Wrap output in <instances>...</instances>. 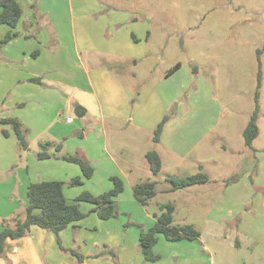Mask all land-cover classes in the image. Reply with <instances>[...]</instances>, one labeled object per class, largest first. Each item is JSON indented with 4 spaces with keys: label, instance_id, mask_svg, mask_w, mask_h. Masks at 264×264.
Instances as JSON below:
<instances>
[{
    "label": "crops",
    "instance_id": "1",
    "mask_svg": "<svg viewBox=\"0 0 264 264\" xmlns=\"http://www.w3.org/2000/svg\"><path fill=\"white\" fill-rule=\"evenodd\" d=\"M17 1L23 8L22 18L14 29L19 34L3 48L4 56L13 69L7 75L19 91V97L10 100L9 107L17 100L56 107L51 123L41 129L36 130L35 125L24 119L23 123L36 132L29 139L26 163L21 166L22 169L28 171L32 163L34 177L30 176L29 179L36 178L37 181L80 177L76 163L56 157L39 159V149L34 150L32 146L34 141H38L41 150L43 143L51 142L48 151L53 154L56 153L55 145L62 142L63 149L59 154H76L93 165L94 175L85 180L101 173L105 189L112 188V176L124 181V191L116 198L118 209L124 220L130 218L136 227L132 235L129 229L123 230L118 238L117 231L110 232L108 239L94 242L97 248H71L84 255L82 261L73 255L69 258L63 256L59 248L54 247L51 232L31 228L28 235L8 240L6 252L0 256V264H216L213 249L204 243L202 237L169 241L166 238L163 240L160 234L153 247L160 258L156 261L145 260L140 247V233L155 223L156 214L160 213V206L164 203L159 204V209L150 210L159 190L147 206L135 198L133 191L135 184L144 181L142 172L148 176L146 181L154 180L157 186L160 173L165 174L166 181L168 176H186L200 169L209 175L206 184L176 191H167L170 186L160 190L169 194L178 191L192 193L201 189L197 187L212 182L218 184L225 179L221 172L212 175L219 168L221 157L218 162L213 155L207 157V150L211 146L204 144L207 140L211 141L223 111L211 82L200 78L199 74H190L183 63L170 72L178 62L158 79L147 81L156 68L155 61L160 49L151 43L150 26L139 27L138 17L129 12L119 17L110 16L101 7L103 5L100 6V0H93L91 14L97 17L96 20L81 22L79 27H73L68 25L63 15L67 10L72 13L76 8L86 6L87 0ZM3 25L7 26L2 30L6 36L11 27ZM70 32L73 34L72 40L69 38ZM139 66L143 68L138 69L142 74L137 70ZM35 78L39 81H33ZM193 97L207 106V119L188 122ZM2 102L6 105L4 98ZM77 103L87 109L85 116H79V119L68 116L72 120L67 124L57 120L58 114L73 108L75 111ZM167 114H171L170 119L156 142L153 139L154 130ZM248 122L241 129L242 135ZM212 146L216 148L217 142ZM227 149V145H222L218 151ZM150 150L157 151L162 159V170L157 175L152 173L146 158ZM229 150L234 155L244 156V164L241 163V174L226 189L228 203L234 206L226 215L233 216L244 211L238 230L254 238H262L264 172L260 160L264 149L248 147L243 135L239 145ZM62 169L65 170V177H59L58 172ZM257 170L258 176L249 180L250 172L252 174ZM148 171L152 176L148 175ZM254 187L257 188L255 197ZM95 192L96 195L100 194ZM250 202L258 204L260 208L246 210ZM171 203L176 211L174 201ZM222 216L220 213L217 219L221 220ZM14 220L13 225L17 219ZM63 231L60 236H63ZM61 249L66 251L70 248Z\"/></svg>",
    "mask_w": 264,
    "mask_h": 264
},
{
    "label": "rangeland",
    "instance_id": "2",
    "mask_svg": "<svg viewBox=\"0 0 264 264\" xmlns=\"http://www.w3.org/2000/svg\"><path fill=\"white\" fill-rule=\"evenodd\" d=\"M92 3L93 0H87L86 6L78 7L72 13L67 10L63 18L73 27H79L81 22L96 20L97 17L91 14ZM99 4L103 5L101 7L109 12L110 16L119 17L124 15V12H129L138 17L139 27L150 26L151 43L160 50L155 61L156 68L147 81L158 79L180 62L190 74H199L200 78L211 82L223 106L222 116L214 135L211 141L207 140L204 144L211 146L210 150H207V157L213 155L216 162L221 157L219 168L212 172V175L221 172L225 179L218 184L212 182L197 187L201 189L192 193L178 191L169 194L160 191L171 185L165 180V174L160 173L157 177L159 193L153 199L150 210L159 209L160 203L168 204L174 201L176 205L174 224L190 223L199 229L202 240L215 253L216 264H264V237L257 239L238 230L244 211L227 216L229 209L234 206L229 205V199L225 194L229 183L241 174V163L244 164V156L234 155L229 149L237 147L243 139L241 129L250 120L255 109L259 69L263 73L259 98V135L253 146L264 149V0H100ZM4 28L7 26L0 25V98L1 100L4 98L6 105L0 103V118L17 117L23 122L25 119L35 125L36 130L41 129L51 123L56 113L55 105L47 106L33 101L22 103L21 100H17L9 107V101L18 98L19 91L11 77L7 75L12 73L13 69L4 56L3 48L6 44L1 43L5 37L2 34ZM69 38L70 40L73 38L71 32ZM259 49L262 50L260 56ZM18 65L21 67L20 62ZM193 65L198 66L199 71L196 74L192 72ZM138 69L143 68L139 66ZM139 70L138 72L142 74L143 72ZM197 102L198 98L196 100V97H193L188 122L208 118L205 103L202 100ZM75 112L73 108L64 114H58L57 120L67 124L68 116L79 119ZM4 128L8 129L9 135L5 136L0 128V231L4 225H13L14 219L25 217L28 207L27 186L37 182L36 178L29 179L30 176L34 177L32 163L28 171L21 167L26 163L25 156L28 152L19 146L12 127L7 125ZM36 130L30 129L28 139L32 138ZM215 142L217 147L213 148L212 144ZM222 145L228 146L224 152L218 151ZM32 146L34 150H40L38 141H34ZM260 163L264 172V153ZM75 166L81 173L83 184L65 186L69 201H75L83 191H90L93 194L97 191L101 194L110 190L102 185L104 177L101 173L93 179L85 180L79 165ZM58 174L61 175L59 177H65V170H60ZM145 174L141 173L144 181L148 177ZM148 175L152 176V173L148 171ZM256 176L258 170L252 174L250 172L249 180ZM69 179L71 178L67 181ZM256 193L257 188L254 187L253 197ZM80 208L87 216L76 222L78 225L76 223L69 225L63 231V236L37 226L31 228L51 232L54 236L52 240L54 247L59 248L66 258L72 255L70 251L67 252L71 248H97L93 245L94 242L108 239L110 232L117 231L118 238L123 230L129 229V234L132 235L135 225L130 218L124 220L119 213L115 219L104 221L93 211L92 203L82 201ZM257 208L260 206L252 202L246 206V210L250 211ZM220 213L224 215L221 220L217 219ZM159 236L164 240V235ZM61 248L70 249L65 251Z\"/></svg>",
    "mask_w": 264,
    "mask_h": 264
},
{
    "label": "trees",
    "instance_id": "3",
    "mask_svg": "<svg viewBox=\"0 0 264 264\" xmlns=\"http://www.w3.org/2000/svg\"><path fill=\"white\" fill-rule=\"evenodd\" d=\"M35 7L34 5L32 6ZM23 15V8L17 0H0V25L7 24L11 27V31L6 34L2 40V44H7L11 39L18 36V32L14 29L17 27ZM261 49L258 50L260 56ZM180 65V62L170 71L172 72ZM198 66H192V72L198 73ZM262 70L258 72V83L255 93V109L250 117L243 135L245 144L253 148V142L259 135L258 119L260 116V88L262 82ZM33 81H39L35 78ZM75 111L78 116L83 117L87 113V109L77 103ZM171 114H167L159 122L154 130L153 139L158 142ZM11 126L15 132L19 146L22 150H29L28 134L30 129L17 117L0 118V128L5 136L9 135V131L4 126ZM51 142L42 144V149L37 153L39 159L50 157L62 158L64 160L76 163L80 166L84 178H91L94 175V167L90 161L76 154H59L63 149V144L55 145L56 153H50L48 148ZM150 169L154 175L162 170V159L155 150L146 153ZM209 175L200 169L198 172L186 176H168L167 181L171 184L167 191H176L189 186L202 185L209 182ZM112 188L104 193L95 195L90 191H83L76 197L75 201H69L64 193L66 185L78 186L83 184L82 177H73L67 180H41L32 182L27 187L28 207L24 218L16 220L14 225H4L0 231V256H4L9 239H18L30 233L32 226L49 230L59 236L60 232L87 216V213L80 208V202L86 201L93 204V211L100 219L108 220L119 215L118 204L116 198L124 191V181L117 176L111 177ZM135 198L143 205L147 206L157 194V182L147 180L139 182L133 186ZM175 206L172 203L160 206V213L156 214L155 223L148 230H141L140 247L145 260L156 261L160 257L153 251V247L158 241V235L162 234L169 241H180L184 239L197 240L201 237V232L193 224H174ZM79 261L84 259V255L76 250L70 249ZM114 255V252L111 251Z\"/></svg>",
    "mask_w": 264,
    "mask_h": 264
},
{
    "label": "built area",
    "instance_id": "4",
    "mask_svg": "<svg viewBox=\"0 0 264 264\" xmlns=\"http://www.w3.org/2000/svg\"><path fill=\"white\" fill-rule=\"evenodd\" d=\"M67 120H68V121H71V120H72V118H68Z\"/></svg>",
    "mask_w": 264,
    "mask_h": 264
}]
</instances>
